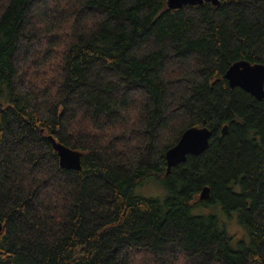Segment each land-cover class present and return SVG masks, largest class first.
Listing matches in <instances>:
<instances>
[{"label": "trees", "instance_id": "obj_1", "mask_svg": "<svg viewBox=\"0 0 264 264\" xmlns=\"http://www.w3.org/2000/svg\"><path fill=\"white\" fill-rule=\"evenodd\" d=\"M167 1L0 0V264H264V98L224 78L264 65V0ZM191 127L208 148L167 173Z\"/></svg>", "mask_w": 264, "mask_h": 264}, {"label": "water", "instance_id": "obj_2", "mask_svg": "<svg viewBox=\"0 0 264 264\" xmlns=\"http://www.w3.org/2000/svg\"><path fill=\"white\" fill-rule=\"evenodd\" d=\"M221 0H168L167 8L170 10L180 9L183 6H197L204 3H210L218 6ZM224 78L231 88L238 87L257 100L264 98V65L250 64L245 61H239L232 64L226 71ZM228 126L221 129V134L225 135ZM211 131L206 127H191L183 132L175 146L170 148L165 154L166 172L183 163L187 156H198L203 153L209 145ZM52 147L57 154L59 167L67 171H81V154L69 149L49 137ZM209 197V189L204 187L200 191V200H206ZM2 225L0 223V232Z\"/></svg>", "mask_w": 264, "mask_h": 264}, {"label": "rangeland", "instance_id": "obj_3", "mask_svg": "<svg viewBox=\"0 0 264 264\" xmlns=\"http://www.w3.org/2000/svg\"><path fill=\"white\" fill-rule=\"evenodd\" d=\"M135 193L136 195L141 197L156 198L160 201H163L166 197V191L163 187V184L161 183V181L155 178H150L141 185L137 186L135 189ZM201 212L206 214H216L220 219V222L222 223L225 232L233 238V246L236 248L238 247V243L242 242L240 239L242 238L241 236L243 230L237 221L236 212H230L228 216L218 205L208 206Z\"/></svg>", "mask_w": 264, "mask_h": 264}]
</instances>
